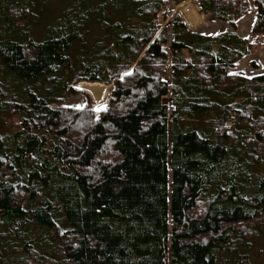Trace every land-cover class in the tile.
I'll return each instance as SVG.
<instances>
[{"label": "trees", "instance_id": "trees-1", "mask_svg": "<svg viewBox=\"0 0 264 264\" xmlns=\"http://www.w3.org/2000/svg\"><path fill=\"white\" fill-rule=\"evenodd\" d=\"M186 1L0 0V264H218L264 238V74L231 73L247 40L190 31ZM194 1L234 29L254 7L264 36V0ZM83 82L105 109L67 105Z\"/></svg>", "mask_w": 264, "mask_h": 264}, {"label": "rangeland", "instance_id": "rangeland-1", "mask_svg": "<svg viewBox=\"0 0 264 264\" xmlns=\"http://www.w3.org/2000/svg\"><path fill=\"white\" fill-rule=\"evenodd\" d=\"M179 6L174 9L178 12V14L180 10ZM198 14L199 15H197V12L195 11L192 12V17L195 20H191L192 24L190 27L186 26L190 31L211 36L228 30L236 32L240 37L247 40L249 53L245 58L235 64L231 73L246 77H255L260 74H264V36L255 34L252 30V25L256 16V9L254 7H252L251 11L247 15L239 20L236 29L226 22L210 21V16L205 14L203 11ZM172 21L173 16H170V18L164 22V25L171 26ZM107 88L110 89V92L105 99L106 101L104 103H97L92 97L91 90L93 89V91H95L96 89L103 92L104 89ZM76 89L78 90V93L70 97L67 105L70 107H82L91 103L93 104L95 110H97V108L103 110L107 107L110 100L109 95H111V90H113L112 87H108L101 83L85 82L78 84ZM169 108L172 111L173 107L171 103H169ZM247 236L248 235H246V237ZM249 240L250 239H248V241ZM231 257L232 256L230 254L226 253L218 264H264V238L243 244L242 248L239 249L238 258L234 259Z\"/></svg>", "mask_w": 264, "mask_h": 264}, {"label": "built area", "instance_id": "built-area-1", "mask_svg": "<svg viewBox=\"0 0 264 264\" xmlns=\"http://www.w3.org/2000/svg\"><path fill=\"white\" fill-rule=\"evenodd\" d=\"M179 9V14L187 27H190V25L192 24L191 20H195L192 17V10H196L198 13L202 12L198 4L193 0H187L184 4L179 6Z\"/></svg>", "mask_w": 264, "mask_h": 264}, {"label": "bare ground", "instance_id": "bare-ground-1", "mask_svg": "<svg viewBox=\"0 0 264 264\" xmlns=\"http://www.w3.org/2000/svg\"><path fill=\"white\" fill-rule=\"evenodd\" d=\"M193 11L197 12L196 10H192V12ZM197 15H199L198 12H197ZM199 17H201V16H199ZM108 87H112V89H113V86H108ZM91 92H92V97L96 100L97 103H104L106 101L105 99L107 98L108 93L110 92V89H108V88L104 89L103 92L101 90H96V89H95V91H93V89H92ZM111 92H112V90H111ZM100 95H103V96H100Z\"/></svg>", "mask_w": 264, "mask_h": 264}, {"label": "snow or ice", "instance_id": "snow-or-ice-1", "mask_svg": "<svg viewBox=\"0 0 264 264\" xmlns=\"http://www.w3.org/2000/svg\"><path fill=\"white\" fill-rule=\"evenodd\" d=\"M101 109L100 108H97V111H100Z\"/></svg>", "mask_w": 264, "mask_h": 264}]
</instances>
